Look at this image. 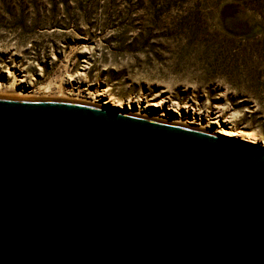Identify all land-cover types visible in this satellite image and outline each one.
I'll return each mask as SVG.
<instances>
[{"label":"water","instance_id":"water-1","mask_svg":"<svg viewBox=\"0 0 264 264\" xmlns=\"http://www.w3.org/2000/svg\"><path fill=\"white\" fill-rule=\"evenodd\" d=\"M0 264H264V148L0 97Z\"/></svg>","mask_w":264,"mask_h":264},{"label":"rangeland","instance_id":"rangeland-1","mask_svg":"<svg viewBox=\"0 0 264 264\" xmlns=\"http://www.w3.org/2000/svg\"><path fill=\"white\" fill-rule=\"evenodd\" d=\"M77 73L92 91L167 102L152 116L178 106L183 127L222 111L264 139V0H0V80Z\"/></svg>","mask_w":264,"mask_h":264},{"label":"bare ground","instance_id":"bare-ground-1","mask_svg":"<svg viewBox=\"0 0 264 264\" xmlns=\"http://www.w3.org/2000/svg\"><path fill=\"white\" fill-rule=\"evenodd\" d=\"M11 73L8 72V76ZM85 74L77 73V75L68 74L64 78H61L60 82H53V80L49 81V83L44 85H36L34 83L35 78L29 80L26 75L19 76L15 78L11 83L3 82L0 80V97L1 96H13V97H26V98H42V99H54L58 98L62 99H70L72 102H81L85 104H90L94 106H99L103 108H108L140 117H146L147 114H150L148 119L158 120L165 123H170L178 126H183L182 118L174 117L173 113L178 115L179 117H183L178 106H173L171 104H167L169 107L167 109L170 112V115L164 114V101L157 102L150 100L148 103L142 102L141 99H126L121 100L114 97L108 89L100 88L96 91H92L89 87L83 86L82 82L84 81ZM61 100V99H58ZM187 108V107H183ZM161 110L162 114L153 115L152 110ZM224 111V110H223ZM219 111V113L209 118L207 124L202 125L199 123H195L194 121L189 122L195 124L189 125L191 128L204 131L207 133L219 135L226 138L236 139L240 141H246L256 147L264 148V139L257 136L254 133L244 132L242 130L234 129L231 126V122L229 120H223ZM180 124V125H179Z\"/></svg>","mask_w":264,"mask_h":264}]
</instances>
